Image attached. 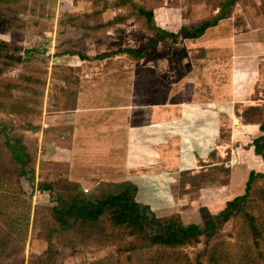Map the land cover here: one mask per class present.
I'll return each mask as SVG.
<instances>
[{"label": "rangeland", "instance_id": "rangeland-1", "mask_svg": "<svg viewBox=\"0 0 264 264\" xmlns=\"http://www.w3.org/2000/svg\"><path fill=\"white\" fill-rule=\"evenodd\" d=\"M119 1L0 0V120L13 121L16 128L9 131L7 126V133L14 132L23 137L22 143L26 145L31 155L30 164L33 167V172L27 175L31 185L28 184V180L11 159L7 146L8 140L6 139L12 138L11 134L6 137L0 133V154L6 164L5 175L17 182L13 187L9 185L12 183H5V185L13 189L17 195L26 197L31 203L32 211L37 206L62 207L67 203L70 196L77 193L58 192L50 187L51 185L61 189L59 183L55 185L46 181L40 183L38 181L40 177L36 178L35 171L36 167L42 166L43 170L48 171L49 176L46 178H49L50 170L44 167V161H49L54 164L53 169H51V176L56 175L58 177L62 173L59 167L62 163V155L57 150L48 153L50 148L45 150L43 142L54 140L57 137L51 127L47 128L45 116L48 111L59 112L65 108V103L63 104L64 80L65 82H75L78 85L83 77L93 80L98 76L97 73L107 71L110 72L111 76L106 81L110 84H118L123 88L124 78L132 76L133 82H135L136 76H139L140 70H143L148 76H165L171 83L186 75L190 70L188 64L190 57L197 55L196 51L188 50L183 55L154 59L145 54L135 57L122 53L127 47L132 48L131 50H144L149 40L156 36V33L146 29L144 19H140L136 15L131 4L125 3L118 9L117 2ZM223 1L225 0H131V2L147 10H152L156 25L171 32H176L180 26L195 25L202 20L216 16L219 11L218 3ZM226 22L222 25L220 23L218 26L221 35L210 37L211 39L227 37L239 44L250 41L261 43V39L264 38V0H238L233 6L230 19ZM83 30H87L89 33L83 32ZM83 33L86 34L82 35ZM87 34L89 36H86ZM42 39L50 41L49 59L47 61L38 58L26 63L8 61L7 55L22 54V49L29 48ZM59 42H67L68 50L78 52L82 56H85L84 52H89V49H95V55H97L95 60L99 63L92 65L86 58L80 57L79 59L77 56H73L70 59L71 67L55 65L56 58L54 59L52 55L59 54L58 51L63 50V47L59 46ZM187 46L186 40L182 37L166 38L160 41L154 49L163 53H174ZM262 48L261 46H253L255 51ZM249 49L251 50L252 47ZM100 55L102 57L98 58ZM262 59L264 61V56ZM198 77L200 78V75ZM28 78L36 81H30ZM137 83L140 84L141 82L136 80L134 91L131 89L130 94L136 92L137 89L149 100L157 99L156 87L152 85L137 86ZM246 84L254 89L253 103L256 104L260 100L264 101V66H258ZM33 90L38 94L33 95ZM158 91L161 95H165L166 99L169 97L172 100L171 93H167L166 90L162 92L161 88ZM31 98L40 101L38 105L32 102ZM19 105L33 108L34 112L26 114V112L20 111L17 115L11 114L12 106ZM233 121L231 116L227 120L222 119L225 126L221 136L224 138L225 135H229V137L225 144L218 142L217 146H214L211 154L214 159L213 163L212 161L199 163V165L194 166L195 168L172 175L171 179L166 176L164 177L165 180L167 179L166 182H164L165 180L151 179L143 175L145 174L143 171L141 175L143 177L140 180L138 178L134 185L135 200L142 207H147V210L154 217L167 219L177 216L176 221L189 223L195 220L199 222L198 209L202 205L213 206L216 202L213 200L214 197L219 196V203L222 200L225 202L226 194L229 198L230 194L240 190L249 171V165H244L242 168L244 176H241L240 167L235 164L233 159V148L247 140L249 134H256L258 125H251V127L246 128L239 126V133H234ZM18 126H24V128ZM68 129L70 128L67 127V131ZM233 137L234 140H232ZM241 149L237 150V158H241ZM46 155L51 157L46 159L43 157ZM252 158L255 167H261L260 159ZM134 165L129 166L128 170L134 167L142 168L135 163ZM174 167L173 163H166L165 165L152 166L150 169L151 174H153ZM226 170L231 172L232 178L236 180L234 183L228 182L224 176L220 175L224 174ZM3 178L5 177L0 173V181ZM116 184L118 183H114L113 190L118 188ZM227 185L228 189L226 188ZM256 187H264V178L257 180ZM29 192H31V196H27ZM78 192H82V190ZM119 192H110L103 196H86L91 201L97 202L108 194ZM206 201L212 202V204H206ZM10 206L6 208V211L15 209L14 205ZM16 209L18 211L19 207ZM219 210L217 208L210 210V212L216 214ZM250 210L255 215L258 214L255 205ZM6 211L3 208L0 209V226L3 229V232L0 231V240H2L0 243L3 242L0 244V264H28V261L34 256L44 259L47 242L38 235V227H31L30 225L23 239L21 233L19 234L13 227L9 228L6 225V221L13 223V221L6 220L4 214ZM241 225V218H231L223 226L217 228L216 239L234 243ZM124 242L135 243L136 239L127 236ZM203 242L204 237H201L197 244L181 248V256L177 264H195L194 258L202 250ZM116 248L115 244L103 247L77 246L74 250L62 251L56 256L55 264H91L94 261L115 255ZM119 257L123 260L125 255ZM201 261L203 264L206 262L205 258H202Z\"/></svg>", "mask_w": 264, "mask_h": 264}, {"label": "crops", "instance_id": "crops-1", "mask_svg": "<svg viewBox=\"0 0 264 264\" xmlns=\"http://www.w3.org/2000/svg\"><path fill=\"white\" fill-rule=\"evenodd\" d=\"M120 6L117 5L118 9ZM232 11L233 7L220 25L227 23ZM218 26L201 37L203 46L191 49L197 55L190 57V70L179 80L170 83L165 76H148L140 70L136 80L141 83H137V86L156 87V100H149L137 89L130 94L136 86L132 76L130 79L124 78L123 88L106 81L111 76L107 71L97 73L93 80L83 77L78 85L64 80L65 108L59 112L48 111L45 116L47 128L51 127L57 137L43 142L45 150L50 148L48 153L57 150L62 155L59 165L62 173L58 177L51 176L54 164L44 161V167L50 170V177L46 178L49 174L42 166L36 167V178L40 177L38 181L52 185L59 183L61 189L50 185L58 192L76 193L88 188L87 196L119 192L122 190L120 186L123 187L126 182L134 186L138 178L143 177V171V175L151 179L164 181V177L171 179L172 175L186 172L199 163L214 162L211 155L214 146L218 142L225 144L229 137L221 136L225 126L222 119L227 120L229 116L237 118L238 122L234 123L236 127L259 126L264 119V101L253 103L254 89L246 83L258 66H264V48L258 50L259 55L244 52L242 50L253 49L250 50V44L244 42L240 44L243 49H233L229 57H200L205 50H214L218 44H235L227 37L210 38L221 35ZM59 43L63 50L52 55L57 59L53 62L57 66L71 67L70 59L73 56L86 58L92 65L98 62L95 60V49H89L82 56L68 50L67 42ZM253 44L264 47L262 39L261 43ZM236 76L238 79L234 82ZM160 88L162 92L166 90L171 93L172 100L161 95L158 91ZM185 90L187 97L184 96ZM67 127L70 128L68 131ZM43 157L48 159L51 156ZM134 163L142 168L128 170L129 166H135ZM166 163H173L175 167L151 174L152 166ZM115 182L118 188L113 190Z\"/></svg>", "mask_w": 264, "mask_h": 264}, {"label": "trees", "instance_id": "trees-1", "mask_svg": "<svg viewBox=\"0 0 264 264\" xmlns=\"http://www.w3.org/2000/svg\"><path fill=\"white\" fill-rule=\"evenodd\" d=\"M237 1L220 2L216 16L202 20L195 25L180 26L176 32H171L156 25L152 10H147L130 0H120L117 5L131 3L136 15L144 19L146 29L156 33L144 50L126 49L122 53L135 57L145 54L158 59L183 55L188 50L203 46L201 37L209 29L215 28L225 21L226 15ZM178 37L186 40L188 44L186 48H181L174 52L175 54L155 51L154 48L160 41ZM262 41L264 42V38ZM253 43L248 42L249 47L258 46ZM49 47L50 41L42 39L31 47L22 49V54H11L6 57L8 61L15 63H26L34 58L47 61ZM233 49L242 50L243 46H240L239 43L218 44L214 50H205L199 56L203 58L229 57L232 55ZM252 50L242 51L259 55L258 49L253 52ZM235 78L234 82H237L238 76ZM29 80L36 81L32 78ZM187 93L185 90V97H187ZM32 94L37 95L38 93L33 90ZM31 99L37 105L40 102L36 98ZM10 111L11 114L17 115L20 111H24L26 114L33 113L34 109L19 105L12 106ZM7 126L9 131L16 128L13 121L0 120V133L6 137L11 134L12 137L6 138L11 159L27 179V175L33 172V167L30 164L31 155L26 145L22 143V135L14 132L7 133ZM18 127L24 128V126ZM233 130L234 133H237L240 128L234 126ZM239 148H242L240 150L241 158H237ZM232 154L235 164L240 167L241 176H244L242 169L244 165H249V171L241 189L230 194L229 198L226 194L225 202L222 200L219 203V196H216L213 199L216 201L213 206L202 205L198 209L199 222L195 220L189 223H180L175 219L177 216L167 219L154 217L147 207H142L135 200L133 195L135 188L130 182L124 183L119 193L108 194L97 202L91 201L84 193L77 192L74 196H70L62 207L37 206L32 211L31 203L26 197L17 195L13 189L5 185V183H12L9 185L13 187L17 182L5 175L6 164L1 154L0 173L5 178L0 181V209L3 208L6 211L7 207L14 205L15 209L4 213L6 220L13 221V223L8 221L9 224L6 221V225L9 228L13 227L19 234L21 233L23 239L31 225V227H38V235L47 242L45 258L34 256L28 261V264H55L56 256L64 250H74L77 246L103 247L109 244L117 246L115 255L94 261L91 264H126L127 262L129 264H177L181 256L180 249L197 244L201 237H204L203 248L195 256V264H203L202 258H205V264H264V187H256L257 180L264 178V119L259 123L258 132L249 134L247 140L233 148ZM252 157L260 159L261 167H255ZM3 167L5 168L3 169ZM220 175L224 176L228 182L236 181L228 170ZM28 184L31 185L30 180H28ZM226 188L228 189V185ZM27 196H31V192ZM206 204H212V202L206 201ZM253 205H255L257 215L251 210L249 211ZM17 207H19L18 211H16ZM217 208L220 210L216 214L210 212ZM233 217L242 219L236 241L232 243L217 240V228L223 226ZM154 227H156L155 230ZM0 231L3 232L1 226ZM127 236L135 238L136 242H124ZM121 255H125L123 260L119 257Z\"/></svg>", "mask_w": 264, "mask_h": 264}, {"label": "built area", "instance_id": "built-area-1", "mask_svg": "<svg viewBox=\"0 0 264 264\" xmlns=\"http://www.w3.org/2000/svg\"><path fill=\"white\" fill-rule=\"evenodd\" d=\"M82 192H83L84 194L88 193L87 188H82Z\"/></svg>", "mask_w": 264, "mask_h": 264}, {"label": "bare ground", "instance_id": "bare-ground-1", "mask_svg": "<svg viewBox=\"0 0 264 264\" xmlns=\"http://www.w3.org/2000/svg\"><path fill=\"white\" fill-rule=\"evenodd\" d=\"M234 122L237 123L238 122V119L237 118H234Z\"/></svg>", "mask_w": 264, "mask_h": 264}, {"label": "water", "instance_id": "water-1", "mask_svg": "<svg viewBox=\"0 0 264 264\" xmlns=\"http://www.w3.org/2000/svg\"><path fill=\"white\" fill-rule=\"evenodd\" d=\"M235 123V122H234Z\"/></svg>", "mask_w": 264, "mask_h": 264}]
</instances>
